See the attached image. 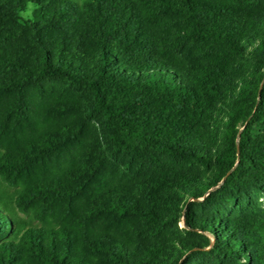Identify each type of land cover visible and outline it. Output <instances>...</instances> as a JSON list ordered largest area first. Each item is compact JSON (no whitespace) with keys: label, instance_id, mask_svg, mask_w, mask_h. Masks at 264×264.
Here are the masks:
<instances>
[{"label":"trees","instance_id":"obj_1","mask_svg":"<svg viewBox=\"0 0 264 264\" xmlns=\"http://www.w3.org/2000/svg\"><path fill=\"white\" fill-rule=\"evenodd\" d=\"M0 264H264V0H0Z\"/></svg>","mask_w":264,"mask_h":264},{"label":"rangeland","instance_id":"obj_2","mask_svg":"<svg viewBox=\"0 0 264 264\" xmlns=\"http://www.w3.org/2000/svg\"><path fill=\"white\" fill-rule=\"evenodd\" d=\"M33 6L30 5L28 11H26L25 13H23V15L27 18V17H31V12H32Z\"/></svg>","mask_w":264,"mask_h":264}]
</instances>
